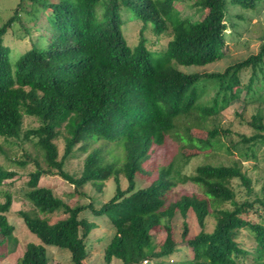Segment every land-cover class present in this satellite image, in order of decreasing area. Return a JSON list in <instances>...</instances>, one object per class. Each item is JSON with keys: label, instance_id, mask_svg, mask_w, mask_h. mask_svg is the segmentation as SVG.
Masks as SVG:
<instances>
[{"label": "trees", "instance_id": "trees-1", "mask_svg": "<svg viewBox=\"0 0 264 264\" xmlns=\"http://www.w3.org/2000/svg\"><path fill=\"white\" fill-rule=\"evenodd\" d=\"M174 1L21 0L10 16L0 19V136L33 137L45 163L43 167L33 158L35 167L28 173L25 192L33 213L19 212L40 242H28L14 264H48L47 246L66 249L72 264H84L88 236L95 227L79 217L84 210L105 215L110 222L112 232L103 249L107 264L113 258L119 264H141L147 258L158 264H239L248 254L253 264H264V223L244 216L254 202L264 210V201L257 196L235 199L234 178L247 195L253 194L251 178L238 160L201 163L184 174L180 168L192 155H180L179 162L172 159L155 169L150 157L152 146L163 144L179 118L206 131L204 147L215 146L217 137L230 132L215 117L238 96L243 70L250 69L245 92L259 89L264 78L259 76L264 42L256 53L221 71L187 72L179 66H204L220 59L228 5L254 9L259 0H193L196 16L184 17ZM21 13L28 15L26 20ZM131 22L139 27L135 44L124 33ZM15 23L29 46L12 58L5 40ZM163 36H168L165 46L152 48ZM207 85L214 89L213 95L200 100L198 89ZM24 116L34 117L38 125L23 130ZM254 121L256 131L241 136L245 155H254L255 146L264 143V125ZM59 135L64 141L61 155L55 143ZM76 145L83 151L89 148L79 175L64 168ZM115 147L120 148V156L112 154ZM137 173H147L149 183L137 185ZM14 174L0 164V185ZM47 174L59 175L75 189L87 182L100 187L112 177L115 192L99 207L91 202L70 206L49 187L38 184ZM121 176L127 182L124 188ZM178 182L196 184L201 196L183 193L168 200L167 191ZM11 202V194L5 192L0 203V246L13 237L14 226L5 214ZM55 211L66 216L51 222L49 214ZM189 211L200 229L190 235L183 221L180 241L191 248L192 256L173 260L178 241L171 222L176 214L185 218ZM209 214L214 215L215 224L206 231ZM244 227L253 234L252 250L236 239ZM158 228H163L164 236L155 243L153 231Z\"/></svg>", "mask_w": 264, "mask_h": 264}, {"label": "rangeland", "instance_id": "rangeland-1", "mask_svg": "<svg viewBox=\"0 0 264 264\" xmlns=\"http://www.w3.org/2000/svg\"><path fill=\"white\" fill-rule=\"evenodd\" d=\"M21 0H0V19L5 20L10 16L17 6V2ZM28 3V0H24ZM193 0H175L174 6L180 11V16H196ZM227 24L228 28L225 31V43L223 47V56L204 66H179L184 71H221L230 63L241 60L251 53H256L260 45L264 42V0H259L254 9L243 8L238 4L228 5ZM24 20L28 16L21 13ZM138 25L134 23L128 24L124 33L127 41L130 44H135L138 40ZM151 39L153 38L152 34ZM168 36H163L161 39L152 44V48L164 47ZM11 48V57L15 58L21 51L29 46L27 36H24L20 25L15 23L11 33L5 40ZM264 76V64L259 76ZM250 76V69H245L240 73V84L237 87L238 96L231 100L217 115L216 122L223 128H229L230 132L219 138L215 142V146L204 147L207 141L206 131L193 125V121L186 119H176L173 128L168 132L163 144L153 145L150 151L151 165L155 169L157 166L168 164L172 159L175 163L181 159L180 155H192L188 163L182 166L181 172L190 174L193 172L196 165L201 163H231L233 160H238L241 167L246 171L251 178V186L253 194L247 195L245 187L237 178L232 179V187L235 191V199L242 201L245 198L251 200L255 196L264 201V143L255 146L254 155H245L243 146L246 145L241 139L242 135L250 136L256 129L252 126L255 117V124L264 125V78L259 81V89H253L248 93L245 92L243 86L247 83ZM214 89L207 85L202 89H198L200 100H206L213 95ZM38 121L31 116H24L23 130L35 127ZM33 137L20 138H3L0 136V164L8 169L15 171L11 178L4 179L0 185V203L5 201V192H9L12 196V202L9 209L5 212L9 222L14 226L13 237L4 245L0 246V264H14L22 255L25 245L28 242H40L39 239L31 233L24 224L20 211L27 210L33 213L31 202L25 197V192L28 189L26 182L28 173L35 167L32 161L35 157L39 163L45 167V163L38 150V146L34 144ZM236 142L235 146L232 143ZM59 155L63 151V138L59 135L55 139ZM89 149V148H88ZM87 149V150H88ZM87 150L83 151L76 145L73 155L65 160L64 168L71 174L79 175L82 169L84 157ZM113 155H121L119 147L112 149ZM110 156V155H109ZM20 161H26L24 164ZM151 167V168H152ZM137 185H147L150 178L147 173L136 174ZM121 186L124 188L127 185L126 179L120 177ZM40 186L49 187L53 193L68 203L70 206L77 204H87L91 202L95 207H99L115 192V182L111 178L104 180L99 187L96 183L87 182L78 189L60 177L57 174L42 175L39 178ZM183 193H196L201 196L199 187L192 182H178L177 185L167 191L168 200L176 199ZM255 194V195H254ZM225 206L230 207L229 203ZM51 222L66 216L61 211H55L49 214ZM249 220L254 222L264 223V210L261 209V203L254 202V208L244 214ZM79 217L92 221L95 224L88 236V256L84 259V264H107L103 257V249L107 238L112 232V227L108 218L105 215L94 216L90 211L84 210L79 214ZM186 221L188 224V234L197 233L200 227L197 224L196 218L192 211H189L186 217L176 214L172 219V227L174 236L178 241V250L176 255L172 256L173 260L182 261L183 258H190L192 250L188 245L180 241V232L182 223ZM205 230L211 231L215 224L213 214H209L205 220ZM153 241L159 243L163 236V228H158L153 231ZM242 247L252 250L254 246L253 234L244 227L240 228L236 237ZM47 255L49 257L48 264H72L70 254L66 249L47 246ZM146 260V261H145ZM141 264H158L156 259L147 258ZM118 259H112L108 264H119ZM239 264H253L252 255L240 259Z\"/></svg>", "mask_w": 264, "mask_h": 264}, {"label": "built area", "instance_id": "built-area-1", "mask_svg": "<svg viewBox=\"0 0 264 264\" xmlns=\"http://www.w3.org/2000/svg\"><path fill=\"white\" fill-rule=\"evenodd\" d=\"M146 261V260H145Z\"/></svg>", "mask_w": 264, "mask_h": 264}]
</instances>
